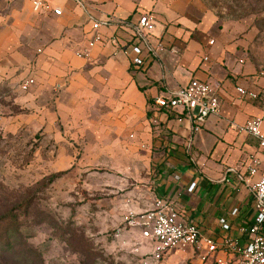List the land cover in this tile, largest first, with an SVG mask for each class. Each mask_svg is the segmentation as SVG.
<instances>
[{
	"label": "rangeland",
	"instance_id": "obj_1",
	"mask_svg": "<svg viewBox=\"0 0 264 264\" xmlns=\"http://www.w3.org/2000/svg\"><path fill=\"white\" fill-rule=\"evenodd\" d=\"M26 1L17 5L35 35L0 44V264H207L190 247L163 258L137 255L113 234L128 209L164 197L161 176L174 170L168 159L179 143L152 121L149 88L178 89L207 54L213 85L249 105L248 116L258 111L234 86L254 82L264 90V0H83L86 8L48 0L65 13H84L70 26ZM95 9L119 18L106 32L118 36L115 46L127 42L120 20L134 10L153 14L156 31L168 36L169 58L140 70L113 46L110 69L100 67L105 55L90 65L64 63L50 50L56 40L63 51L92 56L83 27L102 18ZM8 23L0 19V30ZM12 50L10 62L4 51Z\"/></svg>",
	"mask_w": 264,
	"mask_h": 264
},
{
	"label": "built area",
	"instance_id": "obj_2",
	"mask_svg": "<svg viewBox=\"0 0 264 264\" xmlns=\"http://www.w3.org/2000/svg\"><path fill=\"white\" fill-rule=\"evenodd\" d=\"M74 1L84 8L88 7L83 0ZM32 3L36 12L48 9L57 16L63 13L62 7H53L48 0H32ZM106 16V20L91 19L86 31L89 35L86 40L87 49L107 43H113L114 46L118 44V36L107 35L103 27L119 21V18L114 15ZM120 21L128 24L130 37L126 45L115 46V51L121 49L131 65L148 66L160 59L161 54L170 47L167 38L156 31L157 20L153 14L144 12L135 18ZM214 42V39L209 40L210 45ZM207 59L208 56L205 57ZM32 82L33 79H29L22 87L28 89ZM236 90L241 97L251 100H257L261 96V91L243 86H237ZM154 103L179 122L188 121L192 133L199 132L209 117L221 114L218 89L209 81L198 78H192L178 89L156 95ZM234 126L239 132L256 138L261 149L260 154L247 157L244 171L229 167L224 178L227 183H231L234 177L238 185L251 184L254 207L252 220L241 226L237 235L227 233L232 227L230 218L239 214V208H234L229 216L219 219L223 234H205L173 198L158 197L152 206L130 208L124 213L113 234L116 240L122 242V247H129L137 255L156 258H163L176 249L190 247L194 252H199L202 261L208 259V264H264V111L263 114L249 117ZM196 185L195 181L191 182L187 191H194Z\"/></svg>",
	"mask_w": 264,
	"mask_h": 264
},
{
	"label": "crops",
	"instance_id": "obj_3",
	"mask_svg": "<svg viewBox=\"0 0 264 264\" xmlns=\"http://www.w3.org/2000/svg\"><path fill=\"white\" fill-rule=\"evenodd\" d=\"M24 1L27 3L26 0ZM4 4L6 5L3 7V11H0V19H8L9 23L0 30L1 46L5 47L8 44L14 45V43H20L25 39H29L33 36L32 34L35 35L36 29L31 28L30 24L26 22L25 12L22 11L23 7L17 5V0H0V5ZM6 7H8L7 10ZM96 13L102 18L110 14L98 10H96ZM61 16H63V25L70 26L75 23H81L84 13L75 14L72 11L69 13L63 11ZM135 17L133 15L131 18ZM126 18L129 17L127 16ZM88 28L86 26L83 27V32L87 35V38L89 37L86 33ZM103 29H105V33L108 31L107 27H103ZM157 32L162 33L161 31ZM119 33L127 40L130 37V31L127 27L124 30H119ZM164 36L166 37V35ZM166 38L168 39V36ZM60 44V40H56L50 46L52 47L50 50L56 52L60 56L61 61L71 64L73 67L88 64L92 59L102 55H105L107 60L100 67L110 69L112 65L111 61L113 57L111 55L114 52L112 50L114 48L113 43H108L106 46L97 45L92 48V52L90 53L92 56L89 57H80L76 53L68 50L63 51L59 46ZM207 45L208 47L212 46L209 44V41ZM13 51L11 53L4 51L6 54L5 58L10 62L15 61L14 57L16 53L14 54ZM117 55H120L123 61L130 65L128 57L122 50ZM169 56L170 54L166 50L161 54L160 59L151 62L148 67H142L140 70L158 66L160 62L166 61ZM205 57H207V54L202 57L201 65L193 70L192 77L186 83L182 84V86L186 85L194 77L207 79L212 83L210 81L212 76L208 70L211 66V58L208 56V59L205 60ZM22 59L28 62L26 56ZM5 66L13 69L15 65L11 63L10 66ZM132 67L138 69L134 65ZM168 82L170 80H167ZM237 86H243L254 91H261V96L257 100L241 97L236 90ZM234 88L237 95L242 100L244 99L245 102H257L258 105L256 108L258 111L248 116L247 113L250 111L249 105L245 106V104H237V102L229 100L227 98V92L223 88H218L221 101V114L209 117L199 132L192 133L188 121L179 122L176 118L158 108L155 103L151 113L152 121L157 124L163 123L166 131L172 134L173 140L179 143L178 146H175L177 148H174L177 150H172L176 156L168 159L169 164L174 167L173 174L167 177L166 175L161 176L162 178L159 182L160 187L158 188L160 194L164 197L173 198L179 207L187 211V215L199 225L200 229L205 234L210 235H221L224 233L219 219L222 216H229L234 208H239V214L236 217L230 218L232 227L227 233L231 235H237L239 228L249 223L254 216L253 190L251 184L238 185L234 177L231 183H227L224 181V178L227 175V169L229 167L244 171V163L247 157L251 154H260L261 149L257 139L245 132H239L234 125L244 122L249 117L263 114L264 90L254 82H247L246 85L237 83ZM167 90L163 89L159 92L155 86L149 88L152 98ZM227 103H230L228 108H226ZM185 153H187L186 156ZM193 181L197 183L196 188L194 191L188 192L187 188ZM253 181H255V178ZM154 200L151 201V206Z\"/></svg>",
	"mask_w": 264,
	"mask_h": 264
},
{
	"label": "trees",
	"instance_id": "obj_4",
	"mask_svg": "<svg viewBox=\"0 0 264 264\" xmlns=\"http://www.w3.org/2000/svg\"><path fill=\"white\" fill-rule=\"evenodd\" d=\"M134 12H135V10H134ZM134 12L132 13V14H130L128 17L129 18H131L133 15H134ZM130 66H132L131 64H130ZM149 66V65H148ZM147 66V67H148ZM142 67H138V69H141ZM194 78H198V79H201V78H199V77H194ZM202 80H205V81H208L207 79H202ZM148 97V96H147ZM146 102H147V104H151L152 106L154 105V98H147L146 99Z\"/></svg>",
	"mask_w": 264,
	"mask_h": 264
}]
</instances>
